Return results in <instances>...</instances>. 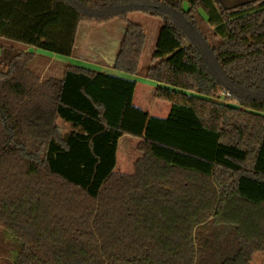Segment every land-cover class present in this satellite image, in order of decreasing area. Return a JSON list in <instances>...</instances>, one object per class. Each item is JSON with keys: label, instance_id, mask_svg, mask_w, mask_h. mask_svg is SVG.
<instances>
[{"label": "trees", "instance_id": "obj_1", "mask_svg": "<svg viewBox=\"0 0 264 264\" xmlns=\"http://www.w3.org/2000/svg\"><path fill=\"white\" fill-rule=\"evenodd\" d=\"M134 11L162 19L146 76L166 117L134 104V77L67 64L42 79L32 52L0 43V264H178L168 247L190 218L195 264L237 263L240 223L264 233V0H0V40L71 56L80 23L119 19L115 68L134 75L146 43ZM205 23L209 50L186 29L207 39ZM235 87L257 95L213 99ZM123 135L140 138L132 174L115 171ZM156 158L212 175L215 211L183 178L157 176Z\"/></svg>", "mask_w": 264, "mask_h": 264}, {"label": "crops", "instance_id": "obj_2", "mask_svg": "<svg viewBox=\"0 0 264 264\" xmlns=\"http://www.w3.org/2000/svg\"><path fill=\"white\" fill-rule=\"evenodd\" d=\"M132 13H135V11ZM115 21H117L116 23H118L115 26H106L108 23ZM160 27H158V24H154L153 22L152 25H150V35L144 27L146 32V43L142 53L138 73L134 75L128 73L127 74L137 79L136 89L133 98L134 104L149 111V113L152 115H160L159 117H166L171 110V104L165 101H160L156 98V89L158 82L151 80L146 76L147 69L145 71H141V63L143 61V58H152V55L155 51V44ZM125 31L126 24L119 19H112L108 22L101 24L82 22L78 27L76 43L74 46V53L68 57L76 62H81L83 65L91 66L97 69L101 68L100 70L109 73L121 74L123 72L115 68V62ZM28 49V52H32L34 55L42 54V52L33 51L32 48ZM113 70H117L121 73H117ZM139 142L140 138L134 136L123 135L122 137H120L117 149V163L115 167L116 172L130 174L135 172L136 162L143 155V152L138 149ZM154 173L160 177L179 176L183 178L185 180L186 188L199 194L202 209L209 214H212L215 211L219 193L214 183V178L212 175L203 174L193 169L180 168L178 166L170 165L158 158L155 159ZM241 224L242 222L240 223V226ZM183 230L184 228L180 227L178 241L176 243H171L168 247L169 255H171L172 258H175L178 264L184 263L183 259H190V256L194 261L196 259L197 254L196 246L195 248L192 246L190 249H188V247L186 246L184 242L185 238ZM242 231H244V234L247 235L246 241L250 239V244L252 245V243H255L257 245V250L262 253V255H264V233L262 232V230H251L249 226H246V230ZM257 233L259 235H257ZM177 243L179 244L176 246V249L180 253L175 254V256L171 253V250L174 251L175 248L172 249V247H175V244ZM246 245H248L247 242ZM243 250L244 244L241 253L243 252ZM241 253L240 261L245 260L244 262L250 263V259H248L247 257H243ZM259 254L257 255L256 261H258L260 257ZM231 263L233 262H230V264ZM262 263L264 264V262Z\"/></svg>", "mask_w": 264, "mask_h": 264}, {"label": "rangeland", "instance_id": "obj_3", "mask_svg": "<svg viewBox=\"0 0 264 264\" xmlns=\"http://www.w3.org/2000/svg\"><path fill=\"white\" fill-rule=\"evenodd\" d=\"M222 1V4L226 7V8H230V7H233V6H236L238 4H241L243 2H246L248 0H221ZM186 7L188 6L187 4L185 5ZM175 16L176 12H172ZM200 13L206 17V13L203 9L200 10ZM129 17L132 21L134 22H137V23H140L142 24L146 31H148L149 35H150V25H152V23L154 22V24H158V27H160L162 25V19H160L159 17H152V16H149V15H146V14H143V13H139V12H135V13H129ZM176 18H178V16H176ZM117 21L115 22H110L108 23L106 26L107 27H113L115 26ZM184 25V23H183ZM187 25V24H186ZM201 28V26H200ZM202 28L204 29L205 33L207 34V39H205L204 37L202 38L197 32H196V29L195 28H192L190 26H186V29H187V33H188V36H189V40L190 41H194V40H198L199 43L201 44V47L206 48L207 50H209L208 46L213 44L214 40H216L214 37L213 39L211 38L212 37V31H213V26L209 25V24H202ZM160 29V28H159ZM157 35V34H155ZM152 37V36H151ZM157 37V36H156ZM155 40V38H154ZM0 43H4L6 46L7 45H10V44H15V48L17 49H22V50H26V51H29L28 48H32L33 51H38V52H42V54H37V55H34V59L33 60H30L29 63H28V66L29 68L32 70V72L34 73H37L39 74L40 76H42V79H46V78H50L51 76L53 77H62L63 76V73H64V69H65V66L67 64H82L81 62H76L74 61L73 59H70L68 56L66 55H60V54H56L54 53L53 55V52H50V51H47V50H43V49H39L37 47H34V46H30V45H25V44H22V43H18V42H11V41H5V40H0ZM0 54H1V48H0ZM206 54L208 55L209 53L206 52ZM211 55L209 54L208 58L210 59V62L212 61L214 65H216L213 61V58L210 57ZM212 59V60H211ZM152 64V58L150 57L149 59H146V57L143 58V61L141 63V71H145L150 65ZM101 69V68H100ZM219 69V68H218ZM6 70L7 68H5L4 65H1L0 64V78L6 74ZM117 73H121L117 70H113ZM220 71V69H219ZM221 73V71H220ZM114 74V73H112ZM122 74V75H121ZM121 74H115V75H119V76H125V77H131L129 76L127 73L123 72ZM222 74V73H221ZM221 74L217 75V76H222ZM238 94V95H244V96H249V95H252V96H255L257 95L256 93L257 92H251V91H248V90H245L243 88H232V90H224L223 93H221L220 96H217V97H213V99L215 100H218V101H222V102H225V100H227L228 102H234V103H237L240 105L239 101L236 100L235 98H225V95L224 93H227L229 92L230 94L233 95L232 91H234ZM259 94H262L261 92ZM263 95V94H262ZM160 116V115H159ZM60 123V126L62 128L63 131H68L71 129V125L68 124V123H65L64 121H59ZM259 219V217H257ZM192 219H188L186 221V223L183 225V234H184V238H185V244L186 246L188 247V249H190L192 246L195 248L196 244L195 242L193 241L194 240V237H193V221H191ZM250 224V225H249ZM246 226H249L251 230H261L259 225L252 222L251 223H244L242 222L239 230H240V233H241V237H242V241H243V244H244V250L243 252L241 253L243 257H247L248 259H250V263H246L244 262L245 260H242V261H239L237 263H231V264H263L262 262H264V255H262V253H260L257 248H256V244L255 243H252V245L250 244L251 240L248 239L247 240V235H245L244 231L242 230H246ZM186 229V230H185ZM257 235H259L257 233ZM246 242L248 245H246ZM179 243L175 244V247H172V249H174V251L171 250V253L172 254H178L180 252L177 251L176 249V246L178 245ZM260 244H261V241H260ZM185 247V248H187ZM260 253V254H259ZM260 255L258 261L257 260V255ZM184 255V254H182ZM176 256V255H175ZM169 258L171 259V255L169 256ZM187 258V257H186ZM175 259V258H174ZM252 260V261H251ZM184 263L182 264H195V260L193 261L191 256H190V259H183ZM226 264H230V262L226 263Z\"/></svg>", "mask_w": 264, "mask_h": 264}, {"label": "water", "instance_id": "obj_4", "mask_svg": "<svg viewBox=\"0 0 264 264\" xmlns=\"http://www.w3.org/2000/svg\"><path fill=\"white\" fill-rule=\"evenodd\" d=\"M227 105H228L229 107H234V108H239V107H240L239 104L234 103V102H228Z\"/></svg>", "mask_w": 264, "mask_h": 264}, {"label": "built area", "instance_id": "obj_5", "mask_svg": "<svg viewBox=\"0 0 264 264\" xmlns=\"http://www.w3.org/2000/svg\"><path fill=\"white\" fill-rule=\"evenodd\" d=\"M224 95H225V98H230V96H231V94H230L229 92H227V93H224ZM225 102L227 103L228 101H227V100H225Z\"/></svg>", "mask_w": 264, "mask_h": 264}]
</instances>
